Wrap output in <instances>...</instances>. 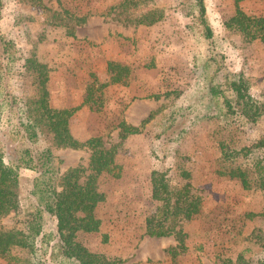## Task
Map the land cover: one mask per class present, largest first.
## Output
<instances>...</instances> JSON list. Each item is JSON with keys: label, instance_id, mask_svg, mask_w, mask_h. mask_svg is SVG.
I'll return each mask as SVG.
<instances>
[{"label": "rangeland", "instance_id": "1", "mask_svg": "<svg viewBox=\"0 0 264 264\" xmlns=\"http://www.w3.org/2000/svg\"><path fill=\"white\" fill-rule=\"evenodd\" d=\"M120 1L42 0L57 13L53 15L34 0H2L0 91L5 87L38 98L37 71L25 67L26 60L34 58L47 70L48 105L79 106L68 118L71 134L79 140L100 135L105 146L113 147L121 170L118 177L107 172L97 176L98 188L105 194L94 208L99 229L79 234L89 250L121 258L124 264H227V260L233 264L239 253L250 264H258L264 258V189H245L238 180L218 172L217 167L228 165L218 141L250 146L264 137V115L255 123L240 125L208 117L205 114L214 113L215 104L199 87L208 72L204 62L213 56L230 73L246 78L252 99H262L264 42L246 40L225 26L235 10L233 0H205L210 42L196 21L193 0H151L149 6L157 8L158 18L150 24L135 22L138 8L110 10ZM239 4L248 14L264 15V0ZM82 15L86 20L76 24L74 17ZM111 61L127 66L119 82L110 81ZM191 102L199 113L173 123V108ZM121 119L134 125L146 121L139 133L121 137L117 124ZM1 140L4 160L12 163L15 142ZM54 152L61 173L82 166L79 181L85 180L90 172L89 148L56 147ZM155 168L167 170L176 186L187 182L201 198L199 212L176 225L185 233L184 249L174 233H145L146 218L159 204L151 196L149 180ZM33 175L31 169H20L23 207L32 201ZM12 214L2 223L9 224ZM52 230L48 219L45 231ZM49 239L43 257L61 264L56 238ZM14 252L27 255L21 249Z\"/></svg>", "mask_w": 264, "mask_h": 264}, {"label": "trees", "instance_id": "2", "mask_svg": "<svg viewBox=\"0 0 264 264\" xmlns=\"http://www.w3.org/2000/svg\"><path fill=\"white\" fill-rule=\"evenodd\" d=\"M34 1L53 15L57 14L45 6L42 0ZM150 1L121 0L118 4L111 5L110 10L118 7L119 12H123L138 8L140 11L135 16V22L150 24L158 18L157 8L150 7ZM240 1L233 0L235 10L225 21V26L240 33L246 40L259 39L264 42V15L246 13L241 9ZM192 4L197 12L196 21L202 27V35L209 42L212 41L205 0H193ZM1 11L2 0L0 16ZM74 18L76 24L80 25L87 16ZM4 49L8 50V47L4 45ZM11 56L9 54L7 58L13 61L11 58L14 57ZM205 61L203 66H208L209 69L207 67L208 72L204 74L203 85L199 89L215 104V112H207L205 115L220 117L237 125L258 121L264 115V95L262 99H252L248 93V81L242 74L230 73L213 56ZM26 66L32 72L37 71L38 98H34L36 94L24 95L22 91L11 92L5 87L0 91V258L3 264H51L43 256L49 238L55 237V246L63 259L61 264H124L121 258H109L100 252L89 250L79 240V234L98 231L100 226V219L95 216L94 208L105 198V194L98 188L97 176L101 172L115 177L120 175V166L114 160V149L112 146H105L100 135L84 140L76 139L69 131L68 118L79 106H49L47 70L34 58L27 59ZM108 68L111 71V82H119L122 71L127 70L126 65L112 61L108 63ZM192 103L173 108V123L181 116L185 118L199 113ZM171 118L172 116L168 120ZM145 121L146 119L134 125L121 119L117 123L118 133L121 137L139 133ZM1 137L15 142L16 155L12 163L4 160ZM218 146L223 161H228V165L217 167L220 174L238 180L245 189H264V137L255 139L250 146H231L223 140L218 141ZM56 147L90 149V172L85 180L79 181L84 170L82 166L69 167L61 173L59 159L54 152ZM241 155L245 158L242 159ZM21 168L31 169L34 173L29 188L32 201L24 207L18 191ZM182 174L189 177L187 170H183ZM149 180L151 196L159 204L153 214L146 218L145 233L157 236L174 233L179 246L184 249L185 233L176 228V225L179 219L192 218L199 212L201 198L190 191L187 182L181 186L174 185L165 169H152ZM11 211L13 214L10 223H2L3 217ZM48 219L53 222V233L45 231ZM16 249L25 250L27 255L20 256L14 252ZM227 264H231V261L227 260ZM233 264L250 263L239 253ZM258 264H264V258Z\"/></svg>", "mask_w": 264, "mask_h": 264}]
</instances>
